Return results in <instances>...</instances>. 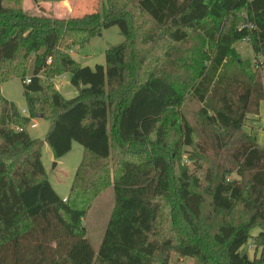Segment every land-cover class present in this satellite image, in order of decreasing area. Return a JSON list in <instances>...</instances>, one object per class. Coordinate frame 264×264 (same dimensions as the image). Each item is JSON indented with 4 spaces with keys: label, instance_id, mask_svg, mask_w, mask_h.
Instances as JSON below:
<instances>
[{
    "label": "trees",
    "instance_id": "obj_1",
    "mask_svg": "<svg viewBox=\"0 0 264 264\" xmlns=\"http://www.w3.org/2000/svg\"><path fill=\"white\" fill-rule=\"evenodd\" d=\"M112 26L124 40L105 64L72 56ZM263 72L264 0H99L68 18L0 0V264H170L173 252L195 264H264V145L246 129L261 114ZM66 74L73 98L53 83ZM16 77L28 115L2 94ZM189 96L200 103L193 122ZM39 115L50 121L44 139L28 131ZM74 141L83 157L64 201L43 146L58 159ZM110 186L96 252L83 221ZM251 237L252 259L241 252Z\"/></svg>",
    "mask_w": 264,
    "mask_h": 264
},
{
    "label": "rangeland",
    "instance_id": "obj_2",
    "mask_svg": "<svg viewBox=\"0 0 264 264\" xmlns=\"http://www.w3.org/2000/svg\"><path fill=\"white\" fill-rule=\"evenodd\" d=\"M64 1L66 0L58 3L42 2L41 5L34 6L31 0H26L25 4L29 12L37 14L52 13L59 18L82 16L96 11L99 6V0ZM123 40L124 35L121 29L118 26H112L110 28L103 29L102 32L95 35L85 45H74L70 50L73 51L70 53L83 66L95 68L97 64H105L106 49L122 42ZM237 47L240 55L244 59L254 60L255 55L248 41H240L237 43ZM70 77V74H66L65 76H60L53 80L54 85L61 90L62 94L66 98H73L78 94L77 89L71 84ZM1 90L4 97L14 102L21 110L24 109L28 112L27 101L24 97V84L20 78L16 77L4 82L1 85ZM199 107V102L190 96L187 97L185 105L183 106V111L186 113L190 121L193 122L194 114ZM259 116H261L263 127H258L260 123L259 120L256 122L255 119H250L246 125V129L255 133L257 135L258 142L261 145H264V101L262 102L261 114ZM32 122L37 123L38 127L32 128L30 126L28 128L31 136L33 138H44L45 134H42L46 127L50 126V121L46 118L35 117L32 119ZM82 157L83 146L76 141L73 142L71 151L58 159L55 158L51 147L47 143L44 144L42 160L51 184L61 197L70 192V187ZM180 162L183 166H187L191 170L195 167L194 163L188 159V154L186 152L183 154ZM113 206L114 189L113 186H110L106 188L97 199H95L83 221L87 228V238L96 252H98L101 245ZM259 232L260 228L255 227L252 229L251 234L254 236ZM241 252L243 255H248L251 259L255 257V247L252 237L249 239L247 244L241 248ZM170 264H195V259L173 252Z\"/></svg>",
    "mask_w": 264,
    "mask_h": 264
},
{
    "label": "crops",
    "instance_id": "obj_3",
    "mask_svg": "<svg viewBox=\"0 0 264 264\" xmlns=\"http://www.w3.org/2000/svg\"><path fill=\"white\" fill-rule=\"evenodd\" d=\"M26 1V0H25ZM30 2V1H29ZM64 2H67V0L66 1H64ZM43 4H45V3H43ZM64 4V3H63ZM63 76H65V75H63ZM263 76H264V72H263ZM57 87V86H56ZM57 89L61 92V90L57 87ZM62 93V92H61ZM41 118H43V117H41ZM251 120L252 119H255L256 120V122L259 120L260 121V123H259V125H258V127L260 126V127H263V124H262V120H261V116H259V117H257V116H253V117H251L250 118ZM36 124V126H34V127H32V128H36V127H38V125H37V123H35ZM48 129H49V126H47L46 127V129L44 130V132H43V134L42 135H46V133H47V131H48ZM29 134H30V132H29ZM31 135V134H30ZM32 137V136H31ZM35 137H38V136H35ZM41 138V137H40ZM44 139V138H43ZM46 143V142H45ZM44 147V146H43ZM68 195H69V193H67V194H64V196H62L63 198H67L68 197ZM61 196V195H60Z\"/></svg>",
    "mask_w": 264,
    "mask_h": 264
},
{
    "label": "built area",
    "instance_id": "obj_4",
    "mask_svg": "<svg viewBox=\"0 0 264 264\" xmlns=\"http://www.w3.org/2000/svg\"><path fill=\"white\" fill-rule=\"evenodd\" d=\"M72 51H73V50H72ZM72 51H70V52H72ZM49 62H50V59H49ZM30 81H31V78L28 77V78L26 79V82L29 83ZM21 111H22L23 114L28 115V112H27L26 110L23 109V110H21ZM31 126L34 127V126H36V124L32 122ZM18 130H22V128L18 127ZM66 200H67V198H64V201H66Z\"/></svg>",
    "mask_w": 264,
    "mask_h": 264
},
{
    "label": "water",
    "instance_id": "obj_5",
    "mask_svg": "<svg viewBox=\"0 0 264 264\" xmlns=\"http://www.w3.org/2000/svg\"><path fill=\"white\" fill-rule=\"evenodd\" d=\"M38 117H43V115H39ZM244 256L247 257L248 255L245 254Z\"/></svg>",
    "mask_w": 264,
    "mask_h": 264
}]
</instances>
